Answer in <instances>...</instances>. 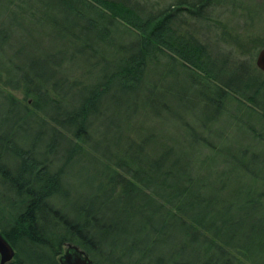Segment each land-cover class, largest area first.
I'll return each mask as SVG.
<instances>
[{"label": "trees", "instance_id": "1", "mask_svg": "<svg viewBox=\"0 0 264 264\" xmlns=\"http://www.w3.org/2000/svg\"><path fill=\"white\" fill-rule=\"evenodd\" d=\"M229 1L0 0L11 132L40 125L35 149L0 132L16 264H264V43L217 31Z\"/></svg>", "mask_w": 264, "mask_h": 264}, {"label": "rangeland", "instance_id": "2", "mask_svg": "<svg viewBox=\"0 0 264 264\" xmlns=\"http://www.w3.org/2000/svg\"><path fill=\"white\" fill-rule=\"evenodd\" d=\"M230 1V4H228L227 6V12L229 13L224 12L220 15V13L217 12L215 17L216 19L214 18V20H217L219 22L212 21V23H215L216 26L219 25L217 31H223V29H226L227 27L228 29H232L235 32H241L242 34H244L240 38L242 42L256 41L264 43V0ZM223 44L225 45V43H221L219 46H223ZM229 46L231 48L232 44L227 43L225 45L226 48H229ZM251 47L252 44L248 46V48ZM261 50L262 49H260L259 52ZM259 52H257V56ZM6 53L8 54L5 55V60L10 59L9 62L13 64V54L9 53V50L6 51ZM257 56L254 57V65H256ZM2 58L3 57L0 53V59ZM257 69L262 72L258 67ZM2 87L6 92L4 94H8L12 98L17 99L20 102H23L25 100V96L22 91L15 90L12 87L5 86L3 84ZM4 103L5 102L0 96V132L5 134H12L11 137L13 136L14 138H16L20 144H24L30 149H35V134L39 132L40 125L34 123L32 125L29 123L26 125H19L16 126L15 129L11 132V127L14 123V120L13 118L9 119L8 115L10 114V106L5 108V106L3 105ZM95 171L96 167L92 163H90V161L86 160V162L82 164L75 163L69 170L70 174L68 176L67 189L74 194H78L81 191L88 192L93 187L92 180L94 178ZM5 192V187L0 184V195H3ZM9 264H16V258Z\"/></svg>", "mask_w": 264, "mask_h": 264}, {"label": "water", "instance_id": "3", "mask_svg": "<svg viewBox=\"0 0 264 264\" xmlns=\"http://www.w3.org/2000/svg\"><path fill=\"white\" fill-rule=\"evenodd\" d=\"M257 67L264 72V49H262L256 60ZM16 258V251L8 239L0 230V264H9ZM61 264H94L89 254L79 246L68 244Z\"/></svg>", "mask_w": 264, "mask_h": 264}]
</instances>
